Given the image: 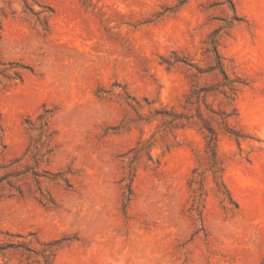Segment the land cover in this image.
<instances>
[{"label": "rangeland", "instance_id": "1", "mask_svg": "<svg viewBox=\"0 0 264 264\" xmlns=\"http://www.w3.org/2000/svg\"><path fill=\"white\" fill-rule=\"evenodd\" d=\"M5 174L0 264H262L264 0H0Z\"/></svg>", "mask_w": 264, "mask_h": 264}, {"label": "trees", "instance_id": "2", "mask_svg": "<svg viewBox=\"0 0 264 264\" xmlns=\"http://www.w3.org/2000/svg\"><path fill=\"white\" fill-rule=\"evenodd\" d=\"M231 9H232V6H231ZM233 19L236 20V18H233ZM226 27H228V24L227 26L221 27L218 30H216V32L212 33L209 36V41H208V45L210 48L209 52L212 53L214 60H215L214 65L211 66V70L217 71V73H219L222 76V82L218 83L216 86H214L208 91H215V92L217 91L223 96H226L227 92L234 94L236 92V85H237L236 80H230L227 74L224 73L225 71L221 64V58L216 48L218 46L217 36ZM176 62H178V60H175V63ZM223 89L226 90V92ZM166 115L167 114H165V117L168 121V125L173 124L174 126H176L178 124L179 118L175 114L171 113L170 115H167V116ZM38 119L40 120L44 119L43 115L39 116ZM204 130L206 132V152L208 153L209 171L211 172L212 175L215 176L216 174L222 172V168L220 164H218L216 160V154H215V146H216L217 137L211 128H204ZM226 132L230 134L231 136H233L236 140H238L241 137V134L238 131L227 130ZM34 163L37 164V161H34ZM53 175H54L53 179H60V180L66 181L64 178L66 174H64L63 172H58ZM32 176L37 177L36 172H32ZM9 177H10L9 174L0 176V185L3 181L7 180ZM222 186L224 189V192L222 193V196H224V200L227 199L228 201H231L229 193L227 192L223 184ZM38 191L41 196V198L38 199L39 203L43 205H52V201L44 198V196L40 192V189H38ZM18 195L20 196L21 193L19 192ZM59 244H60L59 241L47 243L45 244V248L39 251L38 256L41 257L42 264H53L54 257L59 247L58 246ZM262 264H264V258H263Z\"/></svg>", "mask_w": 264, "mask_h": 264}, {"label": "bare ground", "instance_id": "3", "mask_svg": "<svg viewBox=\"0 0 264 264\" xmlns=\"http://www.w3.org/2000/svg\"><path fill=\"white\" fill-rule=\"evenodd\" d=\"M169 244V243H168ZM169 246H170V244H169ZM166 249V248H165ZM166 263V262H165ZM136 264V263H135Z\"/></svg>", "mask_w": 264, "mask_h": 264}]
</instances>
